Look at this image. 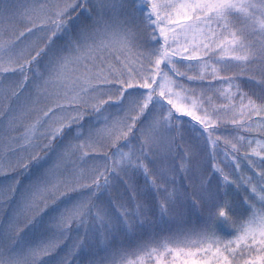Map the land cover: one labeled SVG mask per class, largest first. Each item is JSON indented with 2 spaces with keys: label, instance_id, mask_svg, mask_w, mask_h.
<instances>
[{
  "label": "snow or ice",
  "instance_id": "snow-or-ice-1",
  "mask_svg": "<svg viewBox=\"0 0 264 264\" xmlns=\"http://www.w3.org/2000/svg\"><path fill=\"white\" fill-rule=\"evenodd\" d=\"M0 177V264H264V0H0Z\"/></svg>",
  "mask_w": 264,
  "mask_h": 264
},
{
  "label": "trees",
  "instance_id": "trees-1",
  "mask_svg": "<svg viewBox=\"0 0 264 264\" xmlns=\"http://www.w3.org/2000/svg\"><path fill=\"white\" fill-rule=\"evenodd\" d=\"M214 83L218 84L219 88H224L226 89L227 88V85L226 84H221L219 81H214ZM190 85V82H185V86L188 87ZM241 89L242 91H247V87L244 85V84H241ZM209 95H212V93H209ZM213 100L215 102H219V100L217 99V96H213ZM231 127V126H229ZM19 132H17L16 134L17 135H20L22 133L21 129H18Z\"/></svg>",
  "mask_w": 264,
  "mask_h": 264
},
{
  "label": "rangeland",
  "instance_id": "rangeland-1",
  "mask_svg": "<svg viewBox=\"0 0 264 264\" xmlns=\"http://www.w3.org/2000/svg\"><path fill=\"white\" fill-rule=\"evenodd\" d=\"M21 131H22V129H21ZM17 132H19V131L17 130ZM219 159H220L221 161L224 160L223 156H221ZM226 163H228V161H224V163H222L221 166L223 167L224 164H226ZM226 170H228V169H226ZM3 179H4L3 177H0V181H2Z\"/></svg>",
  "mask_w": 264,
  "mask_h": 264
}]
</instances>
